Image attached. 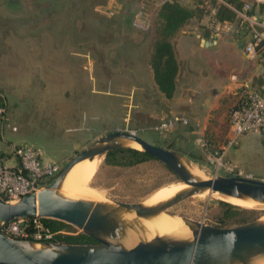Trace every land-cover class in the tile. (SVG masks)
<instances>
[{
	"label": "rangeland",
	"instance_id": "rangeland-1",
	"mask_svg": "<svg viewBox=\"0 0 264 264\" xmlns=\"http://www.w3.org/2000/svg\"><path fill=\"white\" fill-rule=\"evenodd\" d=\"M165 1L11 0L10 10L1 7L0 101L4 111L0 126L1 137L8 138V147L12 143L33 145L42 150L46 160L58 161L63 166L77 151L115 129L134 131L153 144L165 143V136H169L168 143L173 144L171 137L178 125L161 127V124L178 114L147 122L141 107L142 88L135 89L133 100L138 107L134 112L126 105L132 104L129 103L132 98L127 101L125 93L132 78L126 70L134 68L137 59L150 52L151 40L161 29L159 9ZM180 2L192 12L184 26L199 23L204 15L201 0ZM125 3L129 11L125 17L131 22L136 18L144 28L130 32L118 29L125 24L121 18ZM31 9L40 14L32 15ZM132 57H136L134 65ZM109 79L110 85L122 94L113 100L99 96L96 91L107 90ZM199 145L211 151L207 143L202 145L199 141ZM185 158L203 177L227 174L214 169L220 158L210 155L208 159L195 161L187 154ZM93 162L97 166L83 180V185L97 191L99 200H145L160 188L176 183L175 174L156 158L133 165H115L105 161L103 153L81 163L68 184L63 183L61 192L78 197L67 187L73 184V176L78 178L79 171ZM252 177L263 179L254 174ZM219 194L205 191L191 195L164 213L216 226L237 225L264 215L257 209L234 203L238 208L230 210L221 202L227 200ZM69 225L70 231L82 233ZM151 225H156L149 234L153 237L158 225Z\"/></svg>",
	"mask_w": 264,
	"mask_h": 264
},
{
	"label": "water",
	"instance_id": "water-1",
	"mask_svg": "<svg viewBox=\"0 0 264 264\" xmlns=\"http://www.w3.org/2000/svg\"><path fill=\"white\" fill-rule=\"evenodd\" d=\"M124 140L134 141L140 147L128 145ZM119 147L149 153L175 174V182L181 181L188 186L173 197L153 204H145L144 200L94 201L61 192L64 179L75 163ZM189 167L194 166L186 161L183 152L153 144L131 131L115 129L99 136L77 151L38 192L15 202L0 197V264H252L254 258L264 256V217L232 226H216L181 217L190 231L187 237H138L131 245L120 241L129 227L120 216L122 212H133L136 217L159 214L181 200L205 191L244 199L257 198L264 202V179L235 173L196 176ZM241 206L264 212L262 208ZM17 216L56 218L72 224L96 242L10 237L1 228Z\"/></svg>",
	"mask_w": 264,
	"mask_h": 264
},
{
	"label": "crops",
	"instance_id": "crops-1",
	"mask_svg": "<svg viewBox=\"0 0 264 264\" xmlns=\"http://www.w3.org/2000/svg\"><path fill=\"white\" fill-rule=\"evenodd\" d=\"M239 1H249L252 4L251 12L257 17L264 15V0ZM126 5L121 9L122 19L129 13ZM31 10L32 15L40 14L38 10ZM141 27L145 26L135 18L118 29L130 32ZM156 38V35L152 38L151 48ZM168 39L177 64L171 94L159 88L149 63V52L146 57L137 59L138 66L136 64L134 68L126 70L128 76L132 77L125 89L127 101L132 98V102H129L132 104L126 105L135 111L138 104L133 97L135 89L141 87V107L147 122L171 114L187 118V124H177V132L171 137L173 144L168 143L169 136H165V143L158 145L170 146L198 161L210 156L207 149L199 145V139H202L211 151L219 155L221 163L218 169L235 174L242 171L243 174L251 173L264 179V137L259 132H245L238 137L236 144L227 145L231 135L229 112L238 100L241 89L244 86L261 89L264 85V54L249 57L242 39L234 34L214 35L208 24V15H203L201 21L191 27L183 24ZM132 58L131 65H134L136 57ZM110 84L112 79H109L107 90H96L99 96L113 100V97L122 95ZM100 109L101 114L103 109ZM7 140L1 137L0 126V151L8 150Z\"/></svg>",
	"mask_w": 264,
	"mask_h": 264
},
{
	"label": "built area",
	"instance_id": "built-area-1",
	"mask_svg": "<svg viewBox=\"0 0 264 264\" xmlns=\"http://www.w3.org/2000/svg\"><path fill=\"white\" fill-rule=\"evenodd\" d=\"M224 3L231 7L237 19L235 21H221L217 17L218 5ZM208 24L211 32L216 35L234 34L244 42V50L249 57L264 54V15L257 17L251 12L249 1L235 7L226 0L216 2L206 1ZM4 106L0 101V115ZM179 122H187L182 115H173L163 121L161 127H171ZM229 123L231 135L227 145L237 143L238 137L245 132H259L264 137V85L261 89L244 86L236 103L230 108ZM134 133V131H131ZM202 145L206 142L199 139ZM210 155L219 159L216 151H209ZM221 162H219L220 164ZM219 164L216 166L218 169ZM58 161H48L38 147L30 144L12 143L7 151H0V197L9 202H15L30 193H36L46 186L61 169ZM240 175L252 177L251 174ZM2 232L14 238L38 241H58L43 220V216H17L5 222Z\"/></svg>",
	"mask_w": 264,
	"mask_h": 264
},
{
	"label": "trees",
	"instance_id": "trees-1",
	"mask_svg": "<svg viewBox=\"0 0 264 264\" xmlns=\"http://www.w3.org/2000/svg\"><path fill=\"white\" fill-rule=\"evenodd\" d=\"M181 0H166L159 9L161 17V29L157 38L153 41L152 48L149 53V63L154 70L155 80L161 90L166 94H171L174 87V76L177 69L176 60L173 49L169 41V36L177 31L185 21L190 17V8L183 5ZM208 0L200 2V9L204 15H208L205 3ZM216 2V0H209ZM235 7H240L242 2L239 0H226ZM217 17L221 21H235L237 19L236 12L224 3H219ZM121 21V18H119ZM124 22V18H123ZM130 22V20H129ZM149 158H154L149 153L132 147H119L108 150L105 153V161L111 164L133 165ZM230 210L238 208L236 205L222 200ZM47 227L54 232V238L60 242H88L90 236L85 233H74L68 229L69 223L51 217H43Z\"/></svg>",
	"mask_w": 264,
	"mask_h": 264
},
{
	"label": "bare ground",
	"instance_id": "bare-ground-1",
	"mask_svg": "<svg viewBox=\"0 0 264 264\" xmlns=\"http://www.w3.org/2000/svg\"><path fill=\"white\" fill-rule=\"evenodd\" d=\"M124 142L128 145L140 147L138 143L131 141V140H124ZM98 155H99L98 153H95L91 157H86L78 161L77 163H75L70 168V170L68 171L64 179V182H66V185L68 184L72 175H74L75 171L77 170L76 168H78L81 163L85 162L86 160H91L95 156L98 157ZM97 162H93V164L91 165L88 164L89 166H87L86 168L84 167L85 169H82L81 171H79L80 174L78 178H74L73 176V180L75 179L74 181H72L73 184L71 183L72 185L67 187L69 192L75 193L77 194L79 198H83V199L98 201L101 198V197L99 198V194L98 195L96 194L97 191L94 192V189L91 188L90 190L88 187H85L84 186L85 181L83 182V180L87 179V177H90L89 175L92 174V172L95 170L97 166ZM189 169L196 176H201L200 174H198L199 172L198 173L196 172L194 167H189ZM187 186L188 185L186 183L178 181L176 183L170 184L167 187L160 188L156 193H154L152 197L145 199L143 202L145 204H153L158 201L169 199L173 197L177 192L185 189ZM219 195L222 198L226 199L228 202L239 204V205H245L249 207L262 208L264 210V202L257 198L244 199V198H239V197L230 196L226 194H219ZM120 216L122 219L125 220V222L129 223V227L126 228L124 235L120 239V241L125 245L133 244L137 240L138 237H144V238L151 237L149 236V234L152 231H154V228L156 227V225H151V224L158 225V230L156 231L154 236L166 235L172 238H184L190 234L188 227L184 224V222L180 219V217L176 215H171V214L161 212L159 214H150L144 217L143 216L136 217L134 216L133 212H122L120 213ZM252 264H264V256L254 258V260L252 261Z\"/></svg>",
	"mask_w": 264,
	"mask_h": 264
},
{
	"label": "flooded vegetation",
	"instance_id": "flooded-vegetation-1",
	"mask_svg": "<svg viewBox=\"0 0 264 264\" xmlns=\"http://www.w3.org/2000/svg\"><path fill=\"white\" fill-rule=\"evenodd\" d=\"M11 0H0V9H1V7L3 8V7H5V10L6 9H8V10H10V2ZM31 13L33 14V12H32V10H31ZM34 15H35V13H34ZM124 23L126 24V25H128L129 24V20L127 19V17H124ZM91 238V237H90ZM88 242H96V240L95 239H93V238H91V239H89V241Z\"/></svg>",
	"mask_w": 264,
	"mask_h": 264
}]
</instances>
